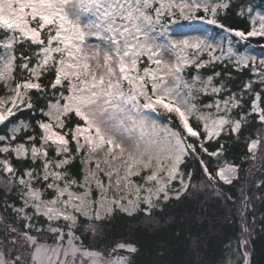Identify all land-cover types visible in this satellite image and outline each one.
<instances>
[{"label":"snow or ice","instance_id":"6c2138e0","mask_svg":"<svg viewBox=\"0 0 264 264\" xmlns=\"http://www.w3.org/2000/svg\"><path fill=\"white\" fill-rule=\"evenodd\" d=\"M257 41L264 10L245 0H0V264H137L128 221L157 227L199 193L231 200L219 185L234 182L240 233L215 264H252ZM117 218L127 236H111Z\"/></svg>","mask_w":264,"mask_h":264},{"label":"trees","instance_id":"16d2710c","mask_svg":"<svg viewBox=\"0 0 264 264\" xmlns=\"http://www.w3.org/2000/svg\"><path fill=\"white\" fill-rule=\"evenodd\" d=\"M254 10L264 6V0H245ZM236 22V21H233ZM254 48L263 51L264 48L255 42ZM4 131L0 126V134ZM253 137L255 132L251 133ZM246 146H235L233 152L238 156ZM264 180V171L259 166L254 170L252 183L246 185V194L250 199L245 217L252 232V245L254 252L252 264H264V186H257L256 181ZM199 182V175L197 180ZM235 187L223 185L222 188L231 200L216 199L199 193L194 199L186 200L175 208H169L166 214L158 215L160 223L157 227L147 228L137 220L128 221L134 225L131 229L133 242L140 248L137 264H185L187 261L199 260L201 264H215V261L223 254L225 245L229 239L235 241L240 233V183ZM0 193V198H2ZM207 208V211H204ZM0 215H5L0 206ZM181 231L184 237L189 234L201 241L199 255L191 251V240L184 239L183 243L177 240L176 232ZM125 218H117L113 225L111 236L119 238L128 235ZM3 230L0 228V238ZM106 242V241H105ZM242 264V262H241Z\"/></svg>","mask_w":264,"mask_h":264},{"label":"rangeland","instance_id":"374dc122","mask_svg":"<svg viewBox=\"0 0 264 264\" xmlns=\"http://www.w3.org/2000/svg\"><path fill=\"white\" fill-rule=\"evenodd\" d=\"M257 10H264V6L258 8ZM197 27H198V26H197ZM208 27H209V30H211L210 26H208ZM179 31H180V32H185V33H186V32H189L190 29H189V28H183V29H180ZM177 38H181V37L178 36ZM252 51H253V53L256 54L257 56L263 54V51L260 50V49H257V48H253ZM2 94H3L2 91H0V95H2Z\"/></svg>","mask_w":264,"mask_h":264}]
</instances>
